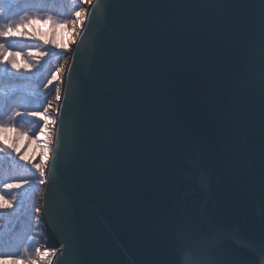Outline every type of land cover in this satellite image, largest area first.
Wrapping results in <instances>:
<instances>
[{
	"label": "water",
	"instance_id": "water-1",
	"mask_svg": "<svg viewBox=\"0 0 264 264\" xmlns=\"http://www.w3.org/2000/svg\"><path fill=\"white\" fill-rule=\"evenodd\" d=\"M38 194L48 264H264V0H92Z\"/></svg>",
	"mask_w": 264,
	"mask_h": 264
},
{
	"label": "rangeland",
	"instance_id": "rangeland-1",
	"mask_svg": "<svg viewBox=\"0 0 264 264\" xmlns=\"http://www.w3.org/2000/svg\"><path fill=\"white\" fill-rule=\"evenodd\" d=\"M92 0H75L68 1L67 4L62 6V4H58L59 11L53 14H47L52 19L45 18L44 23L34 22L26 20V23L22 25H29L28 27L21 28L20 32L17 33L15 36L11 38H18V39H30L32 42H36L34 47H25L24 55H18L16 57L17 63L20 65L19 70L13 69L10 64L4 62V55L10 51V49L6 48L5 45L0 47V69L14 74L19 75H28V76H36L42 71L43 66L47 64L46 73H44L43 77V84L40 88L37 89L39 94L46 91L49 93L46 98H44V102L39 104V108L36 110L35 102H31V104H26L27 106L22 109L15 105V110L19 112L23 110L22 113V120L19 121L16 118L15 123L8 121L7 123H12L14 125L15 132H0V142L3 143L4 138L8 139L9 143L15 142L17 147H19V152H14L11 149L7 148L6 145L0 144V146L5 147V152L0 153V161L5 162H13L15 166L8 167L0 170V180H3V177L9 175L13 178V180H8L4 184H0V204H3L4 199H7L9 203L13 206L12 208H2L1 211L7 213H13L14 215L18 213L20 210L21 204L23 201L29 202L28 208L29 209V216L27 215V226L25 225V231L23 235L18 236L17 232H14L15 236H18L17 240L19 241L18 251L14 252V256L17 259L27 264V262L31 260H36L37 264H40L39 255H37V250H40L41 244L39 243L40 240L33 234V231L36 232L34 228L36 227L38 220V198L37 195L41 190V179H45V174L41 177L40 173L34 167L35 164H39L40 167L44 170L46 169L47 159H45V147L41 145L38 135L41 133V130L44 129V126L48 123V116H47V109L49 107V103L51 102L52 98L58 93H60L61 88V79H62V71H64L67 60H68V52H70L72 48V44L76 40L77 36L71 39L69 34V25L73 16L76 12L83 11V18L81 19V25H83V21L85 15L87 13V7L91 4ZM20 4V3H19ZM25 6L22 5L20 9L21 14L20 16L10 17L8 21L9 25L12 26L13 29H16L18 25H20L19 20L26 16L27 19L30 18V15H24L27 12H31L36 10V8L24 9ZM17 10V9H16ZM14 10V11H16ZM64 12H63V11ZM11 10V12H14ZM69 12V13H68ZM68 13V15H67ZM47 21V22H46ZM43 24V25H42ZM80 28L78 29L77 33L79 32ZM78 35V34H77ZM1 42V40H0ZM9 50V51H8ZM23 51V49H22ZM22 53V52H21ZM13 57L9 56L8 59L11 60ZM19 60V61H18ZM45 61H48L45 63ZM27 65L28 67H25ZM62 67V69H61ZM40 69V70H39ZM61 70V71H60ZM41 79V78H40ZM24 92L28 91L26 89H22ZM36 92V93H37ZM37 93V94H38ZM17 98L14 99L16 101ZM58 101V99H57ZM57 103V102H56ZM39 109V110H38ZM39 113L37 116H32L30 113ZM16 116H18L16 114ZM39 118V119H38ZM41 120L39 126H37L36 121ZM3 126V125H0ZM20 126L25 128V131H28L25 134L22 131H18V127ZM5 128H11L8 124L4 125ZM38 129H36V128ZM17 128V129H16ZM36 129V131H34ZM33 131L34 134L33 135ZM31 132V133H30ZM24 133V134H23ZM19 136L17 140L16 137ZM52 138L50 140V146L52 144ZM25 156V159L21 160L20 156ZM47 152V158H48ZM14 175V176H13ZM8 183H19L23 186L19 189H6L5 185ZM29 197V198H26ZM22 201V202H21ZM2 213V212H0ZM24 213V211H23ZM3 214V213H2ZM1 215V214H0ZM12 216V215H10ZM2 215L0 216V220L2 219ZM11 218L7 217V220L0 221V232L7 229ZM12 222V221H11ZM20 230H24V227H21ZM21 233V232H20ZM20 235V234H19ZM32 249L33 255H31L30 251L27 250V255L29 256L28 259H25L26 249ZM0 249H3L0 248ZM48 255L47 259H50L55 252L53 249H46L45 250ZM7 256V255H3ZM49 260H47L46 264H48Z\"/></svg>",
	"mask_w": 264,
	"mask_h": 264
},
{
	"label": "trees",
	"instance_id": "trees-1",
	"mask_svg": "<svg viewBox=\"0 0 264 264\" xmlns=\"http://www.w3.org/2000/svg\"><path fill=\"white\" fill-rule=\"evenodd\" d=\"M68 1L75 2V0H68ZM58 4H62V6H64L65 4H67V0H0V33L7 31L9 27L14 26V25H9L8 21L10 20V17L20 16L21 11L19 8H21L22 5L25 6L24 9H30L34 7L36 8V10L25 13L24 15H30V18L27 19L26 16H23V18L19 20L20 25L26 23V20L28 21L35 20L36 23L37 22L44 23L45 18L49 19L50 17L47 15L48 13L53 14L56 12H61L59 11ZM11 10L12 11L16 10V11L11 12ZM0 40H1L0 43L2 45H5L6 48L10 49V51L8 50L9 52L19 53V55L21 54L24 55V50H26L25 47H34L35 44H37L36 42L34 43L30 39H25V38L23 39L5 38L3 36H0ZM47 62L48 61H45V63ZM47 64L43 66L42 71L39 69L40 73L34 77L28 75L24 76V75L9 73L3 70L2 68L0 69V125L4 126L8 124L12 129H14L13 128L14 125H12V123H15L16 118H18L17 120L21 119L23 113V110L17 112L15 110V105L24 109L27 106L26 104L29 105L31 104V102H35L36 105L35 107L37 110V108H39V104L44 102V98H46V96L49 93L46 91V93L42 92V94H39L37 92V89L40 88L43 84L42 80L44 77V73H46L45 69L47 68ZM22 89H26L28 91L24 92ZM15 98H17L16 101H14ZM17 113H19L20 115L16 116ZM11 120L12 123L10 124L7 123L8 121ZM34 121L36 120L34 119ZM36 123H38L37 126H39L41 120L36 121ZM16 127L19 128L18 131L20 130L25 134L28 133V131H25L26 130L25 128L20 126H16ZM36 129L34 131H36ZM34 131H33V135H35ZM0 144L3 143L0 142ZM13 166H15V163L13 162L0 161V170L1 169L5 170V168L13 167ZM8 180H13V178L9 175H6V177H3V180H0V184L2 185ZM28 205L29 202L23 201L20 210L15 215L13 213L6 214L5 212L0 210V212L3 213V214L0 213L3 217L0 221L7 220V217L11 218L12 221L9 222L7 229L0 232V248L3 247V249H0V256L7 255L4 257H15L14 252H17L19 248L18 247L19 241L17 240V238L18 236L24 234L23 231H25V225L27 226L28 224L26 221L27 215L29 216V209H27ZM21 227H24V230H20ZM17 230H18L17 232L18 236H15L14 232H16ZM27 250H32V249H28V248L26 249V253H25L26 260L29 257L27 255ZM33 251L34 250L30 251L32 256H34ZM15 258H17V255Z\"/></svg>",
	"mask_w": 264,
	"mask_h": 264
},
{
	"label": "snow or ice",
	"instance_id": "snow-or-ice-1",
	"mask_svg": "<svg viewBox=\"0 0 264 264\" xmlns=\"http://www.w3.org/2000/svg\"><path fill=\"white\" fill-rule=\"evenodd\" d=\"M81 15L80 12H76V16L79 18ZM51 19V17H49V20ZM32 23L35 22V20L31 21ZM47 22V21H46ZM29 25L25 24V25H18L16 27V29H13L12 27H9L7 29V31L3 32V33H0V36H3L5 38H11L13 36H15L17 33L20 32L21 28H24V27H28ZM0 47H2V45H0ZM19 53H12V52H8L7 55H4L3 59H4V62L5 63H8L11 65V67L13 69H17L19 70L20 68V65L17 63V59L16 57H18ZM11 56L13 57L11 60L8 59V57ZM25 67H28L27 65H25ZM59 98V97H58ZM17 115H20L19 113H17ZM30 115L32 116H37L39 115V113H30ZM46 127V125H45ZM15 132V129H12V128H5L3 126H0V132ZM16 139L18 140L19 139V136L16 137ZM3 144L7 146V148L11 149L12 151L14 152H19V147H17L16 143L13 142V143H9L8 142V139L5 137L4 140H3ZM5 152V147H2L0 146V153H3ZM45 159H47V151H45ZM20 159L23 160L25 159V156H20ZM34 167L36 168V170L40 173L41 177L44 176V170L40 167L39 164H35ZM41 183H44L45 181L43 179H41L40 181ZM23 185L22 184H19V183H8L5 185L6 189L8 190H11V189H19L21 188ZM12 204L8 202L7 199H4L3 201V204H0V209L2 208H12ZM37 255L40 256L41 259H43L45 256L48 255L47 252H44L42 255L40 254L39 250H37ZM0 264H24L23 261L15 258V257H4V256H0ZM27 264H37V261L36 260H29L27 262Z\"/></svg>",
	"mask_w": 264,
	"mask_h": 264
},
{
	"label": "bare ground",
	"instance_id": "bare-ground-1",
	"mask_svg": "<svg viewBox=\"0 0 264 264\" xmlns=\"http://www.w3.org/2000/svg\"><path fill=\"white\" fill-rule=\"evenodd\" d=\"M82 18H83V11H82V13H81L79 18L76 16V14L73 16V18L71 20V23L69 25V34L72 35L71 39H73V38H75L77 36V31L80 28V25H81L80 21H81ZM61 69H62V67H61ZM63 72L64 71H62V74H63ZM59 96H60V93L57 92V94L52 98L51 102L49 103L50 105H49V107L47 109V116L49 118L48 119V123H47L46 127L44 126V129H42L41 133H39V135H38V139H39L41 145L45 147V150H48L47 151L48 154H49L50 148H51L50 140H51V136H52L53 130H54V127H53L54 120H55V115L54 114H55V111H56V108H57V105H58L56 102H57V99H58ZM34 229L35 230L37 229V231L36 232L33 231V234L37 233L36 235H39L40 232H38L39 228H37V225H36V227ZM38 240H39V238H38ZM39 243L41 244V247H40V250H39L41 255L44 252H46L45 251L46 249H50L49 247L46 246L45 243H41V242H39ZM39 260H41L40 264H46L47 260H49V259H47V256H45L43 259H41L39 257Z\"/></svg>",
	"mask_w": 264,
	"mask_h": 264
}]
</instances>
